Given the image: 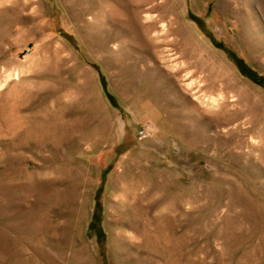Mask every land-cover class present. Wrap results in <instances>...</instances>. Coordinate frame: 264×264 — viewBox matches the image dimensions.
I'll list each match as a JSON object with an SVG mask.
<instances>
[{"label": "rangeland", "instance_id": "obj_1", "mask_svg": "<svg viewBox=\"0 0 264 264\" xmlns=\"http://www.w3.org/2000/svg\"><path fill=\"white\" fill-rule=\"evenodd\" d=\"M0 264H264V0H0Z\"/></svg>", "mask_w": 264, "mask_h": 264}, {"label": "trees", "instance_id": "obj_2", "mask_svg": "<svg viewBox=\"0 0 264 264\" xmlns=\"http://www.w3.org/2000/svg\"><path fill=\"white\" fill-rule=\"evenodd\" d=\"M249 75H251L253 77L254 76V73L250 70L249 71Z\"/></svg>", "mask_w": 264, "mask_h": 264}]
</instances>
